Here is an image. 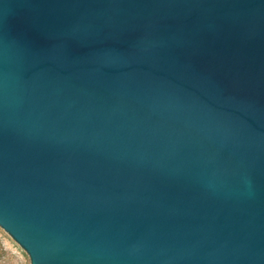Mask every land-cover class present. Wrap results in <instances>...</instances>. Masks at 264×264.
Here are the masks:
<instances>
[{
	"label": "water",
	"instance_id": "water-1",
	"mask_svg": "<svg viewBox=\"0 0 264 264\" xmlns=\"http://www.w3.org/2000/svg\"><path fill=\"white\" fill-rule=\"evenodd\" d=\"M0 227L31 264H264V0H0Z\"/></svg>",
	"mask_w": 264,
	"mask_h": 264
},
{
	"label": "rangeland",
	"instance_id": "rangeland-1",
	"mask_svg": "<svg viewBox=\"0 0 264 264\" xmlns=\"http://www.w3.org/2000/svg\"><path fill=\"white\" fill-rule=\"evenodd\" d=\"M0 264H31L25 250L0 227Z\"/></svg>",
	"mask_w": 264,
	"mask_h": 264
}]
</instances>
